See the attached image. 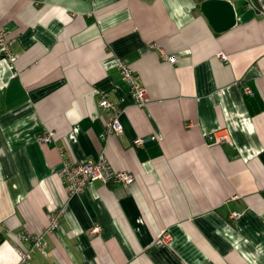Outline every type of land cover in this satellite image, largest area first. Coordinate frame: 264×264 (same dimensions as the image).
<instances>
[{
    "label": "crops",
    "instance_id": "0c3cea01",
    "mask_svg": "<svg viewBox=\"0 0 264 264\" xmlns=\"http://www.w3.org/2000/svg\"><path fill=\"white\" fill-rule=\"evenodd\" d=\"M204 1L0 0L15 56H0V264H18V236L47 229L59 206V228L27 264H264V0L260 11L230 0L237 25L223 33ZM102 97L124 129L105 141ZM215 134L230 142L211 144ZM101 155L133 185L69 197L63 161ZM164 230L171 247L156 246Z\"/></svg>",
    "mask_w": 264,
    "mask_h": 264
},
{
    "label": "built area",
    "instance_id": "2783aa9c",
    "mask_svg": "<svg viewBox=\"0 0 264 264\" xmlns=\"http://www.w3.org/2000/svg\"><path fill=\"white\" fill-rule=\"evenodd\" d=\"M262 0H246L247 8L260 11V3ZM13 38L9 32L5 30L3 26H0V56L8 61L14 62L15 56L11 52V45ZM162 57L171 61V58ZM223 60H227V57L221 55ZM118 69L122 76L123 82L128 86L130 93L133 95L138 107H143L149 103V97L146 89L142 86L140 77L134 72L130 64L125 60H119ZM247 94H251L249 88L245 89ZM100 106L110 111L109 116L105 121V132L100 136L102 141H105L108 137L119 136L123 133V125L121 123V110L111 101L102 97ZM54 140L53 133H46L40 137L42 144H49ZM208 142L211 144H223L230 142L228 134L218 136L215 134L208 138ZM146 143L145 139H137L134 144L137 147H143ZM62 156L65 158V151L61 150ZM60 183L66 186L69 197H74L83 192L86 186L93 182H102L105 185L118 184L125 189H128L136 180L134 174L123 171H116L110 164L108 159L101 155L97 162H88L83 164L71 163L68 160L63 161V167L56 173ZM65 209L63 206L56 207L49 215L50 224L49 227L43 231H39L33 234H21L18 236L20 243L19 263L27 264L33 254L37 250H43L46 246V237L53 234L60 226V223L64 217ZM237 214H233V218H237ZM1 228V227H0ZM101 228L96 226L93 230L94 234H99ZM174 240L172 235L164 230L159 233L156 246L158 247H171Z\"/></svg>",
    "mask_w": 264,
    "mask_h": 264
},
{
    "label": "water",
    "instance_id": "95a60500",
    "mask_svg": "<svg viewBox=\"0 0 264 264\" xmlns=\"http://www.w3.org/2000/svg\"><path fill=\"white\" fill-rule=\"evenodd\" d=\"M200 9L216 33L231 30L237 25V15L230 0H206Z\"/></svg>",
    "mask_w": 264,
    "mask_h": 264
},
{
    "label": "trees",
    "instance_id": "16d2710c",
    "mask_svg": "<svg viewBox=\"0 0 264 264\" xmlns=\"http://www.w3.org/2000/svg\"><path fill=\"white\" fill-rule=\"evenodd\" d=\"M3 242V239L2 238H0V244Z\"/></svg>",
    "mask_w": 264,
    "mask_h": 264
}]
</instances>
